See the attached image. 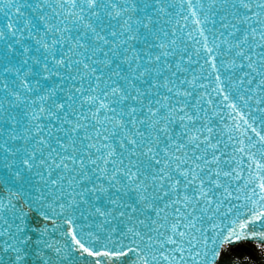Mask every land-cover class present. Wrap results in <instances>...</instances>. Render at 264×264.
Wrapping results in <instances>:
<instances>
[{"label": "snow or ice", "instance_id": "6c2138e0", "mask_svg": "<svg viewBox=\"0 0 264 264\" xmlns=\"http://www.w3.org/2000/svg\"><path fill=\"white\" fill-rule=\"evenodd\" d=\"M234 193L203 264L264 257V0H0V264H200Z\"/></svg>", "mask_w": 264, "mask_h": 264}, {"label": "water", "instance_id": "95a60500", "mask_svg": "<svg viewBox=\"0 0 264 264\" xmlns=\"http://www.w3.org/2000/svg\"><path fill=\"white\" fill-rule=\"evenodd\" d=\"M243 70V68H241ZM222 107L226 106L222 105ZM233 122H235V114L233 113ZM218 116H223L225 120H227V114L226 111L220 112ZM212 117L214 122H216L221 127H224V125L220 124L219 118ZM251 123V121H249ZM241 132L245 133V137L248 135H251L253 140L258 139L254 133L246 132L243 127L240 128ZM234 135V134H233ZM224 144L228 145V140L225 138L223 141ZM229 149L232 147L231 145H228ZM256 150H260V145L257 144ZM228 155H232L231 151L227 153ZM240 166V168L243 169V172L245 175H247V167L246 164H243L239 157L235 160V163L233 167ZM236 175H240V170H237ZM245 181L241 180L240 184L237 185L241 189V195L247 196V192L244 188ZM257 195H259V191L257 189ZM251 207V205L248 203L246 199H236V194L234 193L230 202L228 203L227 207L222 209L221 211L226 213V216L220 217L215 216L212 220H209L201 229V231L197 234V238L201 241L199 251L201 252V261L200 264H203V254L205 251V241L204 237L207 235V246L208 248H211L213 246L212 244V237L215 235L218 237V234L221 230H224L226 226H232L231 220L233 218H240L244 219L245 221H248V209ZM231 208V212L228 211V209ZM258 211V210H257ZM215 222L217 227L216 229L212 228V223ZM49 224H52V221H48ZM57 225L60 223V221L55 222ZM254 222L249 221L248 227L251 228ZM239 224V219H237V227ZM260 225L257 224L256 227H259ZM205 229L207 230L205 232ZM127 235V234H125ZM131 240V236L128 235V239H123L121 233L117 232L115 234H110L108 231H105L101 237L94 242L95 250L101 251V250H112V251H121L123 255L121 257H102L103 264H143V261L139 259L138 255L135 251H132L130 254L125 253V246L128 248H131L132 245L129 243ZM145 243L147 241L145 240ZM186 255H188V264H197V262L192 258L190 254L186 252ZM239 258L242 261L248 262V264H264V257L261 256L259 248L256 246V243L254 241L249 240L248 242L244 244H238L234 245L230 251L226 254L225 258ZM93 258L85 257V260L80 262V264H90V261ZM156 264H159V258H157Z\"/></svg>", "mask_w": 264, "mask_h": 264}]
</instances>
